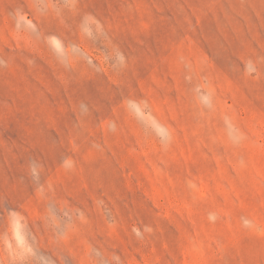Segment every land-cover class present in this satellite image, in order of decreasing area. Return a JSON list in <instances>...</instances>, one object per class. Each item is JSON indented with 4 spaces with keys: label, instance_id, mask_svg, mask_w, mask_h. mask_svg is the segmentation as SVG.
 Returning a JSON list of instances; mask_svg holds the SVG:
<instances>
[{
    "label": "rangeland",
    "instance_id": "1",
    "mask_svg": "<svg viewBox=\"0 0 264 264\" xmlns=\"http://www.w3.org/2000/svg\"><path fill=\"white\" fill-rule=\"evenodd\" d=\"M0 264H264V0H0Z\"/></svg>",
    "mask_w": 264,
    "mask_h": 264
}]
</instances>
